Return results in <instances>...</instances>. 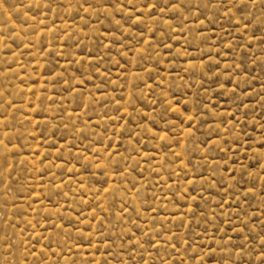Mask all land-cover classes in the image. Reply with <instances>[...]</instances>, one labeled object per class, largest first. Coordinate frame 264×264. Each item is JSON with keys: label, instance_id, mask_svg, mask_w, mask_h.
<instances>
[{"label": "rangeland", "instance_id": "obj_1", "mask_svg": "<svg viewBox=\"0 0 264 264\" xmlns=\"http://www.w3.org/2000/svg\"><path fill=\"white\" fill-rule=\"evenodd\" d=\"M0 264H264V0H0Z\"/></svg>", "mask_w": 264, "mask_h": 264}]
</instances>
